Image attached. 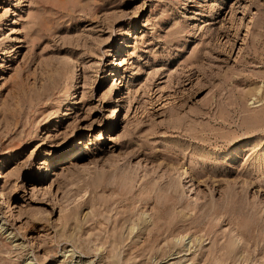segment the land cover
I'll use <instances>...</instances> for the list:
<instances>
[{
	"label": "rangeland",
	"instance_id": "1",
	"mask_svg": "<svg viewBox=\"0 0 264 264\" xmlns=\"http://www.w3.org/2000/svg\"><path fill=\"white\" fill-rule=\"evenodd\" d=\"M71 251L264 264V0H0V264Z\"/></svg>",
	"mask_w": 264,
	"mask_h": 264
},
{
	"label": "bare ground",
	"instance_id": "2",
	"mask_svg": "<svg viewBox=\"0 0 264 264\" xmlns=\"http://www.w3.org/2000/svg\"><path fill=\"white\" fill-rule=\"evenodd\" d=\"M109 73V72H108ZM111 75H115L114 74V72H112L110 75H105V78H108L109 76H111ZM235 146H234V148H232L229 152H228V154H231L232 152H234V150H235ZM181 176V178H183V177H186V179H188V180H190V174H188V172H187V170L186 169H183L182 170V172H181V174H180ZM71 221L70 222H74L75 223V225L78 227V229H77V232H79V231H81V229H82V226H83V224H84V222H78L77 220H76V218L75 217H72L71 219H70ZM140 220H141V224H142V227H143V229L144 228H146L147 227V218L146 217H140ZM134 228H135V226H134ZM134 228L133 227H131L130 228V231H129V234H132L133 233V231H134ZM121 229V228H120ZM208 231V230H207ZM137 232V231H136ZM209 232V231H208ZM62 235H63V233H62ZM76 235V234H75ZM217 235V234H216ZM126 238H128V236L126 237V235H124L123 234V230L121 231V233H117V235L114 237V239H113V241H114V245H113V248L114 249H117V244H122L123 246H122V250L123 251H126V253L128 254V253H131V246H130V243L128 242V243H124V241H125V239ZM90 240H91V238L90 237H88V238H85L84 239V241H83V243H86L87 244V242H90ZM125 246H127L126 248H125ZM91 248V247H90ZM182 249V248H181ZM69 250V249H68ZM64 252H67V250H64ZM107 252H109L108 250H107ZM75 253V251H71L70 253H68L67 254V256L65 257L67 260L65 261V262H63V264H81V262H80V260H75L74 259V254ZM173 254H175V252L173 251V252H170V251H168L167 253H165V255H164V257H167L168 258V256H170L171 257V255H173ZM153 256H155V255H153ZM76 257H78V256H76ZM163 256H161V258H162ZM154 259V258H153ZM82 260V259H81ZM199 260H200V258H199ZM112 263H115V261H112Z\"/></svg>",
	"mask_w": 264,
	"mask_h": 264
}]
</instances>
